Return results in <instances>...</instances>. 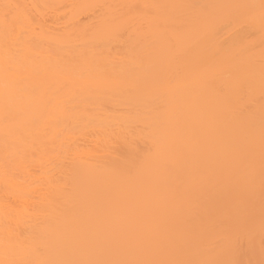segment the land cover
Segmentation results:
<instances>
[{
    "label": "bare ground",
    "instance_id": "bare-ground-1",
    "mask_svg": "<svg viewBox=\"0 0 264 264\" xmlns=\"http://www.w3.org/2000/svg\"><path fill=\"white\" fill-rule=\"evenodd\" d=\"M0 264H264V0H0Z\"/></svg>",
    "mask_w": 264,
    "mask_h": 264
}]
</instances>
